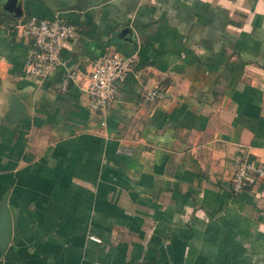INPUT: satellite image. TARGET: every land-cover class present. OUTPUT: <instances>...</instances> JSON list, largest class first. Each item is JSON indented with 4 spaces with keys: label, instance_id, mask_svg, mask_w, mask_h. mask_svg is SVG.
Segmentation results:
<instances>
[{
    "label": "crops",
    "instance_id": "0c3cea01",
    "mask_svg": "<svg viewBox=\"0 0 264 264\" xmlns=\"http://www.w3.org/2000/svg\"><path fill=\"white\" fill-rule=\"evenodd\" d=\"M6 2L0 264H264V179L231 188L241 160L264 163V0H22L13 19ZM28 15L77 25L70 65L136 57L103 113L58 71L25 74L31 43L10 26ZM126 26L134 41L116 36ZM152 87L165 95L145 102Z\"/></svg>",
    "mask_w": 264,
    "mask_h": 264
},
{
    "label": "built area",
    "instance_id": "2783aa9c",
    "mask_svg": "<svg viewBox=\"0 0 264 264\" xmlns=\"http://www.w3.org/2000/svg\"><path fill=\"white\" fill-rule=\"evenodd\" d=\"M77 29V25L59 15L52 18L28 15L10 26L11 31H17L31 43L24 62L25 74L44 80L60 71L58 86L61 91L76 85L87 96L89 107L103 113L116 99L120 84L132 73L136 57L113 50L96 56L89 70L70 65L62 56V49L76 36ZM164 95L163 87L145 88L141 92L145 102L162 99ZM252 179H264V163L245 157L233 173L231 188L239 191ZM91 238L99 241L97 237Z\"/></svg>",
    "mask_w": 264,
    "mask_h": 264
},
{
    "label": "water",
    "instance_id": "95a60500",
    "mask_svg": "<svg viewBox=\"0 0 264 264\" xmlns=\"http://www.w3.org/2000/svg\"><path fill=\"white\" fill-rule=\"evenodd\" d=\"M22 0H7L5 6L10 12L13 13L11 18H18L22 15ZM116 36L120 39H125L129 41H134L133 33L129 26L121 28ZM10 112L14 116H18L24 109V103L16 97V95L11 94L10 98ZM12 235V218L11 213L6 205V196H3V202L0 204V248L4 250Z\"/></svg>",
    "mask_w": 264,
    "mask_h": 264
},
{
    "label": "trees",
    "instance_id": "16d2710c",
    "mask_svg": "<svg viewBox=\"0 0 264 264\" xmlns=\"http://www.w3.org/2000/svg\"><path fill=\"white\" fill-rule=\"evenodd\" d=\"M58 73H59V77H60V71H58Z\"/></svg>",
    "mask_w": 264,
    "mask_h": 264
}]
</instances>
